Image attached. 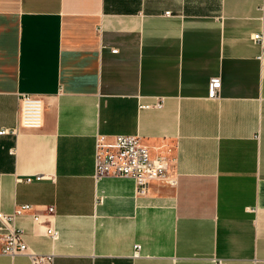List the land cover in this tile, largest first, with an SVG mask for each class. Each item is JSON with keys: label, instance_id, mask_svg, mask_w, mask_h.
Returning <instances> with one entry per match:
<instances>
[{"label": "crops", "instance_id": "0c3cea01", "mask_svg": "<svg viewBox=\"0 0 264 264\" xmlns=\"http://www.w3.org/2000/svg\"><path fill=\"white\" fill-rule=\"evenodd\" d=\"M263 16L264 0H0V213L30 207L27 247L54 264H264ZM21 94L43 99L40 128L17 126ZM97 134L139 136L174 184L96 181Z\"/></svg>", "mask_w": 264, "mask_h": 264}, {"label": "built area", "instance_id": "2783aa9c", "mask_svg": "<svg viewBox=\"0 0 264 264\" xmlns=\"http://www.w3.org/2000/svg\"><path fill=\"white\" fill-rule=\"evenodd\" d=\"M264 20V16L262 17ZM254 44L261 48L256 57L262 62L264 54V34L257 32L251 36ZM115 52V50H113ZM219 78H212L208 84V98L218 96ZM158 106V105H157ZM44 102L40 96L21 94L19 96V113L17 126L37 129L42 125ZM15 130H12L14 134ZM4 133L3 131L0 134ZM170 160L162 156H151L142 138L137 135H102L97 134L93 150V178L97 181L104 177H128L134 181L135 195L144 196L153 183L173 185L174 180L168 175ZM37 180L42 176H35ZM31 179L26 178L29 182ZM30 207L23 205L12 214L0 213V252L10 257L25 255L29 264H54L53 253L38 254L31 251L23 239V233L14 226L17 216ZM35 221H42L34 216ZM45 233L52 240L58 238V232L51 226H44ZM139 245L134 246V255L138 254ZM221 264V263H220Z\"/></svg>", "mask_w": 264, "mask_h": 264}]
</instances>
